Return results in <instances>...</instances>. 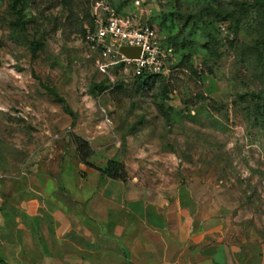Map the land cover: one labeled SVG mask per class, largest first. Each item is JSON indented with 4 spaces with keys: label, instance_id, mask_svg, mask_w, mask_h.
Returning <instances> with one entry per match:
<instances>
[{
    "label": "rangeland",
    "instance_id": "1",
    "mask_svg": "<svg viewBox=\"0 0 264 264\" xmlns=\"http://www.w3.org/2000/svg\"><path fill=\"white\" fill-rule=\"evenodd\" d=\"M95 1L0 0V156L112 162L185 190L196 228L223 221L190 257L264 264V0H104L163 36L169 72L147 85L98 67L81 32Z\"/></svg>",
    "mask_w": 264,
    "mask_h": 264
},
{
    "label": "crops",
    "instance_id": "2",
    "mask_svg": "<svg viewBox=\"0 0 264 264\" xmlns=\"http://www.w3.org/2000/svg\"><path fill=\"white\" fill-rule=\"evenodd\" d=\"M32 154L0 156V264H229L217 250L190 257L223 221L196 228L185 190L169 196L103 175L107 163Z\"/></svg>",
    "mask_w": 264,
    "mask_h": 264
},
{
    "label": "built area",
    "instance_id": "3",
    "mask_svg": "<svg viewBox=\"0 0 264 264\" xmlns=\"http://www.w3.org/2000/svg\"><path fill=\"white\" fill-rule=\"evenodd\" d=\"M137 5L141 0H136ZM93 25L86 26L83 35L86 43L98 52V67L120 66L136 77L162 76L169 72V53L164 48V38L150 19L135 13L118 11L104 0L92 6ZM123 47H139L136 57H128Z\"/></svg>",
    "mask_w": 264,
    "mask_h": 264
},
{
    "label": "trees",
    "instance_id": "4",
    "mask_svg": "<svg viewBox=\"0 0 264 264\" xmlns=\"http://www.w3.org/2000/svg\"><path fill=\"white\" fill-rule=\"evenodd\" d=\"M84 18L85 19L87 18L86 20H87V24L89 26L93 25V16H92L91 10L90 11L87 10V13L85 14V17H83V20L81 21V32H82L83 35L85 34V28H84V25H83L84 24ZM159 77L160 76H149V77H138V78H140L145 83V85H147V84L153 83ZM51 91L53 93H55L53 90H51ZM114 164L115 163L108 162L107 166L104 169H101V173L103 175L106 174L107 176L112 177V178L124 179V177H121V176H119V175H117L115 173L116 170L114 169Z\"/></svg>",
    "mask_w": 264,
    "mask_h": 264
},
{
    "label": "water",
    "instance_id": "5",
    "mask_svg": "<svg viewBox=\"0 0 264 264\" xmlns=\"http://www.w3.org/2000/svg\"><path fill=\"white\" fill-rule=\"evenodd\" d=\"M122 52H124L128 57H136L140 53L139 47H123Z\"/></svg>",
    "mask_w": 264,
    "mask_h": 264
}]
</instances>
